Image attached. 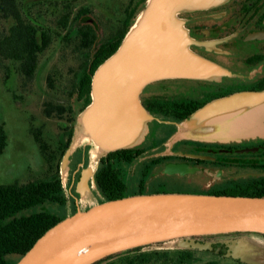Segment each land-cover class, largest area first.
I'll return each mask as SVG.
<instances>
[{
  "label": "water",
  "instance_id": "obj_1",
  "mask_svg": "<svg viewBox=\"0 0 264 264\" xmlns=\"http://www.w3.org/2000/svg\"><path fill=\"white\" fill-rule=\"evenodd\" d=\"M223 0H148L117 50L98 66L91 78L90 103L77 119L75 140L83 138L111 152L139 144L148 123L157 121L141 103L144 90L164 80L219 82L230 74L190 50L192 39L181 16ZM166 123V122H163ZM175 124L174 141L205 143L264 139V89L238 91L216 98ZM73 141V140H72ZM60 159L62 190L75 142ZM73 145V146H72ZM198 160L213 156L255 155L264 146L239 149H194ZM78 164L71 178L73 191L85 199L94 190L100 164ZM165 175L184 176L186 164L166 166ZM219 177L221 172L218 173ZM264 176L244 173L228 178ZM101 196V195H100ZM230 235L220 246L195 238ZM264 197L216 196L193 193L137 194L93 204L63 218L41 237L16 264H94L135 248L176 243L180 249L208 251L244 264L264 261Z\"/></svg>",
  "mask_w": 264,
  "mask_h": 264
},
{
  "label": "rangeland",
  "instance_id": "obj_2",
  "mask_svg": "<svg viewBox=\"0 0 264 264\" xmlns=\"http://www.w3.org/2000/svg\"><path fill=\"white\" fill-rule=\"evenodd\" d=\"M131 1V8L135 9V16L131 24L133 25L144 11L148 0H19L23 17L32 25L49 32L52 42L49 48L39 56L37 69L31 81H24L19 75L16 62L0 57V126L3 127L7 138L6 147L0 155V185L25 184L32 180L49 178L46 159L57 155L55 154L57 142L62 139L64 129L70 127L72 135L65 151L72 140V143L75 142V144L67 168L68 184H64L65 187L62 190L65 203L63 207L54 206L51 208L53 212L63 218L78 209L84 211L93 204L101 202L102 197L94 190L85 199H81L71 188L70 182L78 164H82L83 167L92 166L96 159L104 158L109 154L111 148L109 146L101 148L95 142L88 144L87 140L82 137L75 140L74 131L77 119L80 118L86 107L80 111L76 107L73 116L64 114L58 117L53 113L50 118H47L44 114V104L53 102L66 106L70 103L67 92L70 90L72 81L75 80L79 64L85 58L84 52L76 50L78 24L71 22L73 17L79 11H87L84 17L94 28L97 38L96 45H99L120 26L125 16L124 9ZM66 12L70 14L69 23L66 29H61L59 22ZM12 23L11 19H0V38ZM223 69L230 76L223 77L219 82L189 81L194 86L198 82H203V89L206 92L209 91L211 83H218L219 86V83H222L223 91H231L234 89L233 84H238L243 79V82L245 79L252 80L256 75L261 74V68L248 74L244 71L234 72L226 68ZM49 75L52 78V88L49 87L47 81ZM152 85L144 90L140 97L141 100L157 91L154 83ZM179 87L181 90L184 88ZM188 89L191 91L189 87ZM69 119H72V122ZM163 122L148 123V131L144 139L129 148L142 149L143 152L131 163L120 165L123 171V180L127 186L126 192L130 196L137 194L140 189L145 194L156 191L209 194L216 189H221L227 185V181L239 179L228 178L226 174L231 173V175L239 176L242 174L240 172L242 170L219 166L216 164L217 159H220L219 156H213L214 160H202L203 162L200 164L181 160L186 158V154H189L186 151L188 149L185 150L188 146L184 143H198L207 147H241L245 143L264 140L252 139L228 143L174 141L171 137L175 131V122ZM155 134L157 135L154 136ZM41 146L42 148L47 147L43 151ZM171 164H186L189 174L184 176L165 175L166 166ZM59 165L58 178L60 180ZM219 172L222 177L218 176ZM141 180L143 181L142 187L139 186ZM162 182L165 185L162 186ZM227 237L230 238V236H224V238ZM256 240L263 243L264 246V237L254 238L255 242ZM215 244L217 242L210 245ZM216 246L223 247L219 244ZM156 247L171 250V256H175L178 254L177 251L181 250L176 243L153 246V248ZM255 252L257 253L256 259L260 264H264V261L259 257V252L257 250ZM194 255L202 261L216 260L220 264H244L230 258H214L204 253H194Z\"/></svg>",
  "mask_w": 264,
  "mask_h": 264
},
{
  "label": "trees",
  "instance_id": "obj_3",
  "mask_svg": "<svg viewBox=\"0 0 264 264\" xmlns=\"http://www.w3.org/2000/svg\"><path fill=\"white\" fill-rule=\"evenodd\" d=\"M131 6L132 1L124 9L125 16L120 26L117 27L108 39L99 45H96L97 38L94 28L89 24L88 19L84 17L87 11H79L73 17L71 22L78 24L76 50L84 52L85 58L79 64L75 80L72 81L70 90L67 92V98L70 103L65 106L46 102L44 104V114L47 118H50L53 113L58 117L64 114L73 116L76 107L80 111L90 103L92 75L98 66L117 50L128 32L135 16V9H132ZM69 18V12H66L62 16L59 22L61 29L67 28ZM0 19H11L13 21L7 32L0 38V57L16 62L18 64L17 70L19 75L24 81H31L37 69L39 56L49 48L52 42L51 36L49 32L32 25L23 17L20 11L19 0H0ZM47 81L49 87L52 88V78L50 75ZM185 82L172 81L171 85L175 83L184 84ZM203 84V82H198L195 88H190L191 91H188L189 89L186 88L183 89L182 93L177 90L171 94L148 96L143 98L141 102L147 112L156 119L179 123L211 100L245 90L233 89L231 91H223V84L219 83L220 86H217L218 90L206 92L202 88ZM262 89H264V85L250 88L251 91H260ZM69 120L72 122V119ZM71 135V128H65L62 139H59L57 142L55 151L57 155L46 159L48 167L47 175H50L49 178H40L25 184L0 185V264H16L39 237L63 219V217L53 212L51 207H63L65 203L61 183L58 178V164L70 142ZM6 141V133L3 127L0 126V155L6 147ZM184 145L188 146L185 148V150L188 149L186 150L187 153L201 154L194 149H239L264 146V140L245 143L241 147H207L198 143H184ZM46 147L42 148L41 146L43 151ZM142 152V149H123L110 152L104 158H101L95 173V184L103 201L117 200L130 196L126 192L127 186L123 180V171L120 165L131 163ZM218 156L220 159H217L216 164L221 167L239 168L242 170L240 171L242 174L264 173V151H260L255 155ZM181 160L193 161L196 164L203 162L202 160L187 158ZM235 174L237 175V173ZM226 175L234 176L231 173ZM142 184L143 181L141 180L139 186L142 187ZM226 184L225 187L216 189L208 195L264 197V176L232 179L227 181ZM163 185H165L164 182H162ZM153 193L170 192L156 191ZM137 194L145 193L140 189ZM139 249L135 248L116 255L126 256L127 254H133L135 259H131L128 262L120 259L111 264H138L145 261L146 258L160 255L158 252L136 254Z\"/></svg>",
  "mask_w": 264,
  "mask_h": 264
},
{
  "label": "flooded vegetation",
  "instance_id": "obj_4",
  "mask_svg": "<svg viewBox=\"0 0 264 264\" xmlns=\"http://www.w3.org/2000/svg\"><path fill=\"white\" fill-rule=\"evenodd\" d=\"M182 19L184 27L192 39L190 48L199 56L234 72L244 71L248 74L261 68V74L256 75L252 80L245 79L243 82V79L240 83L233 84L234 89L251 91L250 88L264 85V0H223L216 5L183 15ZM172 81L181 80H164L155 83L154 87L157 91L150 96L171 94L177 90L182 93L183 89L196 87L189 80H183L188 83L171 85ZM217 85L218 83H211L210 87L212 88L209 87V91L218 90ZM179 86L184 88L181 90ZM223 239H225L224 236L195 238L199 242H209L211 244ZM153 246L139 247L140 249L136 254L158 252L160 255L146 258L145 261L138 264H220L216 260L202 261L194 253H204L214 258L223 257L220 254L208 251L188 249L178 250V254L171 256V250L153 248ZM116 255L94 264H111L120 259L128 262L135 259L133 254Z\"/></svg>",
  "mask_w": 264,
  "mask_h": 264
},
{
  "label": "bare ground",
  "instance_id": "obj_5",
  "mask_svg": "<svg viewBox=\"0 0 264 264\" xmlns=\"http://www.w3.org/2000/svg\"><path fill=\"white\" fill-rule=\"evenodd\" d=\"M256 244H257L258 246H263V245H262L263 243H261V242H259V241H257V240H256Z\"/></svg>",
  "mask_w": 264,
  "mask_h": 264
},
{
  "label": "crops",
  "instance_id": "obj_6",
  "mask_svg": "<svg viewBox=\"0 0 264 264\" xmlns=\"http://www.w3.org/2000/svg\"><path fill=\"white\" fill-rule=\"evenodd\" d=\"M190 14V13H189ZM182 17V16H181ZM155 84V83H154ZM150 86H153V85H150ZM142 103V102H141Z\"/></svg>",
  "mask_w": 264,
  "mask_h": 264
}]
</instances>
